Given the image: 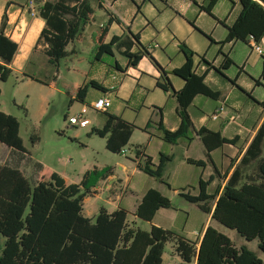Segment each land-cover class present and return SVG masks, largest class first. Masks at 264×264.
<instances>
[{
	"label": "trees",
	"instance_id": "trees-1",
	"mask_svg": "<svg viewBox=\"0 0 264 264\" xmlns=\"http://www.w3.org/2000/svg\"><path fill=\"white\" fill-rule=\"evenodd\" d=\"M31 1V14L42 19L45 24L38 44L46 45L44 55L57 71L62 59L75 55V52L67 48L72 44L83 43L85 29L94 20L93 0ZM240 2L241 14L235 24L228 28V36L223 44L247 42L249 39L259 43L264 38V7L256 0ZM216 3L217 0H207L201 10L211 15ZM6 24L7 16L4 15L0 28L2 83L7 82L13 74L10 65L18 52V44L6 35ZM107 33L106 27L92 36L94 49L90 63L101 61L104 56H114L113 47L121 40L115 37L109 44H105ZM133 39L139 43L138 36H133ZM142 50L139 54L125 51L127 67L136 68L143 57H148L161 73L157 88L175 98L178 103L177 116L181 123L174 132L165 128L162 109L156 108L161 116L159 130L163 141L176 145L180 140L192 143L195 137H199L206 149L208 162L193 159L186 161L201 168L212 163V152L225 145L237 147L238 138L227 139L219 132L206 128L195 129L189 112L195 98L202 95L217 101L220 97V93L205 82L208 70L204 73L196 71L195 53L182 45L181 51L186 59L184 66L167 73L145 49ZM204 63L213 68L212 64ZM232 64L225 56L221 68L214 69L222 73ZM168 75L180 78L184 82L183 88L175 91ZM28 78L38 81L35 76ZM56 78L54 75L52 80ZM89 89L106 92L104 87L92 81L77 89L73 100L85 103ZM1 94L0 90V98ZM261 106L264 107V103ZM104 114L107 115L104 126L92 129L91 134L106 139L109 152L123 155L122 151L129 146L135 126L121 117ZM67 118L65 115L64 119ZM0 143L27 153L20 136L18 120L1 111ZM143 149L136 147L137 168L148 177L170 187L163 175L172 157L161 153L158 165H154L152 158ZM216 173L215 177L208 180L201 177L198 195L181 192L180 196L210 215L212 221L237 231L246 241L258 240V247L264 253V122L239 164L234 167L232 161L226 174L223 175L217 169ZM110 174L111 169L102 173L95 170L86 173L80 184L68 185L57 173L45 169L37 185L32 187L31 181L22 171L0 165V235L5 238L3 246H0V264H163L167 243L173 244L174 254L181 260L180 264H264L254 252L246 247L238 249L229 237L211 225L206 228L199 242L153 225L149 232L142 231L135 222H129V212L122 208L113 213L102 208L94 219L86 217L85 199L93 197L95 192L92 190ZM216 179L221 183L227 182L222 190L220 183L215 192L210 194L209 187ZM171 208L172 202L167 197L157 189H150L134 216L152 223L160 210Z\"/></svg>",
	"mask_w": 264,
	"mask_h": 264
},
{
	"label": "crops",
	"instance_id": "crops-1",
	"mask_svg": "<svg viewBox=\"0 0 264 264\" xmlns=\"http://www.w3.org/2000/svg\"><path fill=\"white\" fill-rule=\"evenodd\" d=\"M206 1L93 0L91 5L95 11L94 20L86 27L84 39V41L89 39L94 49L92 36L99 29L106 27L108 33L105 44H109L115 37L120 38L121 42L113 47V60L110 59L105 62L106 58L104 56L101 61H93L87 78L88 83L97 82L106 89V92L99 90L93 94L88 92L87 98L91 104L105 96H108L111 100L115 97L123 104L121 103L122 106L114 109L112 101V106L107 113L121 117L127 123L135 126L134 131L141 130L147 136H149L148 131L153 125L159 129L161 116L156 110L159 115L156 117L157 121L152 123L153 125L150 124L149 126L147 122L138 123L135 115L140 114L141 110L145 109V104L162 108L163 124L168 131L174 132L181 123L177 116L178 103L175 98L157 88V81L161 78V73L148 57H143L136 68L127 67L128 59L124 56L125 51L131 54H139L143 51L142 49H145L167 73L184 66L186 59L181 51L182 45L187 46L195 53L194 65L196 70L198 73H204L208 70L206 84L220 93L217 101L202 95L195 98L189 109L195 129L206 128L221 133L227 139L238 138L237 147L225 145L223 148L211 153L212 163H207L205 168L198 167L201 170L197 177L198 186L201 177L206 178V180L212 176L215 177L217 174L216 169L224 175L232 161L234 167L237 166L264 122V107L261 106L264 103V78H262L264 38L259 43L249 39L247 42L235 41L223 44L228 36V28L235 24L241 14V2L240 0H217L212 14L209 15L201 10ZM256 1L264 7V0ZM30 7H33L31 0H0V28L3 17L6 15V35L18 44L17 55L10 65L13 72H22L34 54H44L46 49V45L38 44L40 33L45 25L44 21L32 15L33 9H29ZM133 36L139 37V43L133 39ZM24 42L28 44L27 55L23 63L17 65L16 61L18 56L22 54ZM123 42L125 44H122ZM255 45L262 48L263 55L255 52L253 48ZM67 50L71 51L68 48ZM71 52L77 54L76 46H73ZM116 52L124 58L123 63L117 59ZM225 56L233 64L229 69L218 73L216 70L223 65ZM204 61L212 64L213 68L205 64ZM117 66H119V69ZM168 77L175 91L183 88L184 82L180 78L173 75H168ZM125 109H128V114ZM216 112H218V120L214 121L211 117ZM147 127L148 129L145 130ZM149 137L153 140L152 136ZM197 138L199 137H195L193 142ZM159 140L163 142L162 136ZM181 141L176 145H179ZM149 145L150 142L148 147L143 149L144 153L152 158L154 165H158L160 155L158 160L149 155L147 153ZM225 148H228L229 152H225ZM16 152L18 151L0 143V165L8 166V159H5V155L10 157ZM18 159V162L21 161V158ZM206 162H208V158ZM133 164L135 167L132 170L131 177L128 176L129 168L126 166H123L125 180L111 169L109 177L100 182L103 187L99 183L92 190L95 192L93 197L96 198L100 196L102 190L108 191L110 193L107 200L108 206L114 208L113 211H109L106 207H100L97 213L102 208L107 210L108 213H113L122 208L129 210L134 215L145 194L150 189H157L165 196L159 188L149 187L142 191L139 200L135 204L130 205V203L125 202L127 191H131L132 195L137 194L138 189L132 183V177L137 175L141 182H145L144 178L140 176L145 174L137 168L135 161ZM15 169H19L28 177L20 166ZM45 169L51 170L47 165H36L38 180ZM231 174L232 171L229 173L227 180ZM61 177L70 185L66 177L63 175ZM227 180L221 183V190ZM216 182L217 179L211 186L214 187ZM123 184L126 190L120 191L119 187ZM179 190L191 194L184 187L183 189H175L174 193L180 195ZM87 200L88 198L84 202ZM129 206H132L131 210L128 209ZM160 211L154 221L150 223L151 226L153 223L157 225L155 220ZM96 216L90 212L88 218L94 219ZM134 219L137 218L134 216ZM211 220V216L208 215L207 223L198 232L201 234L200 238H196L199 242L206 228L211 225ZM192 241L196 240L193 239ZM175 257V263L180 264L181 260L177 256ZM163 264H165V260Z\"/></svg>",
	"mask_w": 264,
	"mask_h": 264
},
{
	"label": "rangeland",
	"instance_id": "rangeland-1",
	"mask_svg": "<svg viewBox=\"0 0 264 264\" xmlns=\"http://www.w3.org/2000/svg\"><path fill=\"white\" fill-rule=\"evenodd\" d=\"M73 46H76L77 54L62 59L57 71L43 53H36L22 72L14 71L7 82H0L2 92L0 111L18 120L20 136L27 151V153L18 151L10 157L5 155V159H8L7 165L12 168L20 166L31 181L32 187H35L38 182L37 164L47 165L58 175L66 177L69 184H80L88 172L96 170L102 173L107 169H113L125 180L123 166L129 168L128 176L131 177L135 167L133 162L136 159V147L146 149L150 142L147 152L149 155L158 160L160 153H164L173 159L167 164L163 175L165 182L170 187L147 175H140L145 180V182H141L139 177L134 175L132 183L138 189L137 194L132 195L131 191H127L125 202L130 205L135 204L142 191L149 187L159 188L172 202V208L160 211L155 220L157 225L154 223L152 225L173 231L189 240H198L196 239L198 237L194 236V231H201L203 225L207 223L208 215L203 213L197 205L186 201L178 193L175 194L174 190L184 187L193 196L199 194L197 177L201 170L192 164H187L185 159L206 162L204 145L199 138L191 145L185 139L179 145L160 142L159 138L162 136V132L152 124L157 121L156 117L159 114L156 108L158 107L149 104H145V109L135 116L138 123L147 122L153 125L148 131L153 140L141 130H135L129 146L125 149L127 152L125 155L109 152L106 149V139L91 134L92 129L103 127L107 118L106 114L89 110L87 118L91 121L90 126L86 128L71 126L68 118L74 117L81 112L84 106L89 107L90 105L88 98L85 103L73 99L77 89L89 85L87 78L91 71L90 59L93 56V46L89 39L81 44H72L68 49L72 51ZM116 57L121 63L124 62V58L118 52H116ZM105 58V62L113 60V57L110 56H105ZM13 68L15 69V67ZM54 75L57 78L52 80ZM26 76H35L38 81ZM95 92L98 91L89 89V94ZM112 101L114 109L122 106V102L115 97L112 98ZM127 111L128 109H125L128 114ZM65 115L68 116L66 120L64 119ZM225 152H229V149L225 148ZM18 158H21V161L18 162ZM219 183L221 181L217 179L215 186H210L208 192L213 194ZM100 185L103 187V184L100 183ZM119 190L125 191V185L120 186ZM109 197L110 193L102 190L98 198H88L84 202L85 216L88 217L90 212L96 216L100 207H106L109 211H113L114 208H110L107 203ZM131 208L132 206L128 207L130 210ZM127 211L131 224L135 222L137 228L145 232L150 231V223L134 219V215L129 210ZM210 223L213 228L229 237L235 247L238 249L248 248L264 262V253L258 247V240L248 242L237 231L228 229L216 221L211 220ZM4 242L5 238L0 235V246H3ZM175 256L173 244L167 243L163 257L165 264H176Z\"/></svg>",
	"mask_w": 264,
	"mask_h": 264
},
{
	"label": "built area",
	"instance_id": "built-area-1",
	"mask_svg": "<svg viewBox=\"0 0 264 264\" xmlns=\"http://www.w3.org/2000/svg\"><path fill=\"white\" fill-rule=\"evenodd\" d=\"M256 53L259 55H263V50L260 46H253ZM197 71V70H196ZM198 72V71H197ZM112 106V100L105 96L103 98L98 99L97 101L91 103L89 107L84 106L80 113H77L74 117L68 118L69 124L71 126H78L80 128H86L91 125V121L87 118L89 110H92L96 113H107ZM212 120H218V112L212 115ZM127 152L125 150L122 151V154L125 155ZM195 237H201V234L198 232L194 233Z\"/></svg>",
	"mask_w": 264,
	"mask_h": 264
},
{
	"label": "bare ground",
	"instance_id": "bare-ground-1",
	"mask_svg": "<svg viewBox=\"0 0 264 264\" xmlns=\"http://www.w3.org/2000/svg\"><path fill=\"white\" fill-rule=\"evenodd\" d=\"M27 50H28V44L27 42H24V47L22 48V51H21L22 54L18 56L17 61H16L17 65H20L21 63H23L27 55Z\"/></svg>",
	"mask_w": 264,
	"mask_h": 264
}]
</instances>
